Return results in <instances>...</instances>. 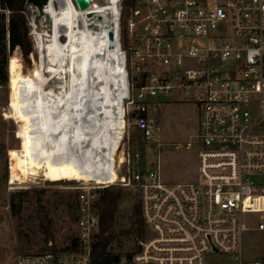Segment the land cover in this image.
<instances>
[{
	"label": "built area",
	"instance_id": "built-area-1",
	"mask_svg": "<svg viewBox=\"0 0 264 264\" xmlns=\"http://www.w3.org/2000/svg\"><path fill=\"white\" fill-rule=\"evenodd\" d=\"M114 1L127 84L124 124L130 117L148 143L158 105L191 103L198 176L170 183L144 168L140 149L122 144L123 124L112 162L116 179L77 186V249L18 253L13 264L90 263L96 226L90 182L137 191L146 232L133 257L138 264H206L212 252L244 264L247 230L261 241L251 264H264V0ZM95 4L88 0L81 11ZM0 13L8 14L1 4Z\"/></svg>",
	"mask_w": 264,
	"mask_h": 264
},
{
	"label": "bare ground",
	"instance_id": "bare-ground-1",
	"mask_svg": "<svg viewBox=\"0 0 264 264\" xmlns=\"http://www.w3.org/2000/svg\"><path fill=\"white\" fill-rule=\"evenodd\" d=\"M93 9L107 15L86 19L71 0H47L42 7L49 24L43 23L36 35L47 39L39 47L36 79L19 88L24 134L9 163L10 183L39 172L45 179L114 181L127 84L116 35L107 38V30L116 29L115 1ZM45 72L57 80L48 89Z\"/></svg>",
	"mask_w": 264,
	"mask_h": 264
},
{
	"label": "rangeland",
	"instance_id": "rangeland-1",
	"mask_svg": "<svg viewBox=\"0 0 264 264\" xmlns=\"http://www.w3.org/2000/svg\"><path fill=\"white\" fill-rule=\"evenodd\" d=\"M93 2L100 4L102 1ZM24 9L33 51L24 56L18 47H14L3 67L6 80L0 84V264H13L18 253L66 250L78 233L75 224L77 186L86 183L83 179L59 175L45 179L41 172L9 182V163L19 153L24 134L23 107L17 104L20 87L14 90L12 88L32 69H35L36 79L41 65L39 47L47 39L36 35L42 29L43 17L38 20L35 18V8L32 5L25 3ZM125 46L126 44L122 45L124 48ZM10 57H15L21 65L8 62ZM44 77L45 89L57 82L46 72ZM13 95L15 100L12 99ZM126 107V100L123 99V109ZM157 115V129L148 143L141 139L140 133L131 124L130 117H125L124 148L129 146L130 149H140V165L147 170L157 171L166 182L195 180L198 176V162L193 135L198 122L193 105L183 100H170L158 105ZM187 142L191 144L185 147ZM116 154L119 155V151ZM113 172L116 179V173L114 170ZM124 172V166H121L120 173ZM90 183L95 185L94 189L101 187H97L94 182ZM122 191L123 196L116 213V230L130 226L131 209L139 199L133 187H123ZM94 197L96 196L93 194L92 200ZM92 211L96 217L95 209L92 208ZM39 212L49 221L48 233L42 226ZM247 226L253 224L248 222ZM145 237V231L142 236L118 237L108 249L120 254L118 264H138L129 260L127 255L134 251L137 253ZM259 246L261 241L257 231L247 230L243 233L242 254L243 259L247 260L244 264H251V259L257 256ZM206 264H238V261L227 254L212 252L206 256Z\"/></svg>",
	"mask_w": 264,
	"mask_h": 264
},
{
	"label": "trees",
	"instance_id": "trees-1",
	"mask_svg": "<svg viewBox=\"0 0 264 264\" xmlns=\"http://www.w3.org/2000/svg\"><path fill=\"white\" fill-rule=\"evenodd\" d=\"M125 2L129 3L130 1L126 0ZM0 4L4 9L8 10L7 15L0 13V84H3L6 80L3 67L7 61L9 52L14 47H18L20 52L24 56H27L33 51V48L24 9L25 0H0ZM126 41V38L123 37V46L126 44ZM8 62L21 65L15 57H10ZM34 79L35 69H32L27 76L13 85L12 89L19 88L24 81H34ZM12 99L15 100L14 95ZM122 188L118 184H110L98 187L92 191V195L96 196L91 203L92 208L96 211V231L92 236L89 264H118L120 254L109 251L108 247L110 244L118 237L142 236L145 231L139 199L132 206V221L130 226L126 229H115L118 203L123 196ZM39 219L45 232L48 233L49 221L45 219V216L41 212H39ZM77 245V238L74 237L71 245L66 249L74 251L77 249ZM50 251L56 250L51 249ZM135 254L136 251L128 254L127 258L133 260Z\"/></svg>",
	"mask_w": 264,
	"mask_h": 264
},
{
	"label": "water",
	"instance_id": "water-1",
	"mask_svg": "<svg viewBox=\"0 0 264 264\" xmlns=\"http://www.w3.org/2000/svg\"><path fill=\"white\" fill-rule=\"evenodd\" d=\"M74 5L79 10H84L88 5V0H72ZM47 2V0H25L26 4L32 5L35 8V18L38 20L43 17L42 7ZM100 15H107L106 11H94V9H89L84 12V16L86 19H90L92 16L99 18ZM43 23L49 24V20L47 17H43ZM107 38L109 40H114V32L111 29L107 30Z\"/></svg>",
	"mask_w": 264,
	"mask_h": 264
}]
</instances>
